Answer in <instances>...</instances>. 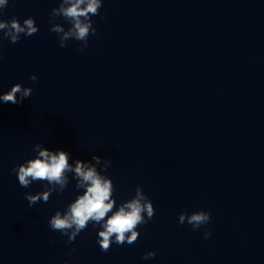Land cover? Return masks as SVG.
Returning a JSON list of instances; mask_svg holds the SVG:
<instances>
[{
	"label": "clouds",
	"instance_id": "obj_1",
	"mask_svg": "<svg viewBox=\"0 0 264 264\" xmlns=\"http://www.w3.org/2000/svg\"><path fill=\"white\" fill-rule=\"evenodd\" d=\"M8 2L9 0H0V11L8 5ZM102 6L103 0H60L59 7L53 8L50 13V31L58 35L60 47H66V42L74 39L82 42L79 50L83 51L88 46L89 36L97 33L91 17L99 15ZM57 17H63L71 27L65 31L61 24L54 22ZM0 31L11 43H17L21 34L32 36L37 33L38 26L32 17L24 19L22 24L17 18L12 17L9 20L0 19ZM30 79L36 81L37 77L32 75ZM31 93V87H23L20 83H16L9 91L0 94V102L19 105L30 97ZM33 150L37 153L35 158L28 159L11 170L17 175L19 185L23 188H28L34 181L47 182L44 191L24 194L30 207L41 200L47 202L51 194L57 191L56 185H59L60 191H63L67 185L63 174L65 171H72L66 151H50L40 143L35 144ZM92 159L99 163L101 157L94 155ZM105 164L110 166L111 161L106 159ZM74 171L79 178L78 186H86V191L63 215L61 211H56L48 220L49 228L66 235L67 242L71 243L91 222L93 226L100 225L98 243L101 251L107 252L112 243L133 244L140 235L136 230L137 227L147 224L155 214V208L142 188L136 187L135 196L122 203L119 209L105 220L106 214L112 211L115 203L110 199L112 183L101 177L94 167L79 159L75 163ZM210 220L211 213L204 210L191 214L184 211L178 217L179 224L183 225L187 222L193 230L208 225ZM203 235L208 239L211 232L205 230ZM155 255V252H147L143 258L149 259Z\"/></svg>",
	"mask_w": 264,
	"mask_h": 264
}]
</instances>
